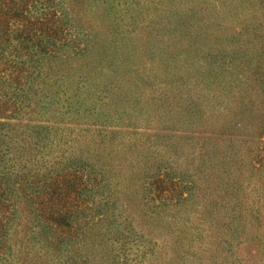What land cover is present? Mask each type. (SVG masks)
I'll list each match as a JSON object with an SVG mask.
<instances>
[{
    "label": "trees",
    "instance_id": "trees-1",
    "mask_svg": "<svg viewBox=\"0 0 264 264\" xmlns=\"http://www.w3.org/2000/svg\"><path fill=\"white\" fill-rule=\"evenodd\" d=\"M250 77L264 0H0V264H264Z\"/></svg>",
    "mask_w": 264,
    "mask_h": 264
},
{
    "label": "rangeland",
    "instance_id": "rangeland-1",
    "mask_svg": "<svg viewBox=\"0 0 264 264\" xmlns=\"http://www.w3.org/2000/svg\"><path fill=\"white\" fill-rule=\"evenodd\" d=\"M100 12H102L101 6L99 7V14H100ZM252 16L253 15L251 13H248L247 15H245V17H247V18H251ZM194 70H195V67L194 68L193 67L190 68V74L192 72H194ZM253 78L254 77H250V79L245 80V85H243V88L242 89L240 88L242 90V92H241L240 95L243 96V97H250V99L253 101L252 113H249V112L246 111L245 112V115L243 117V121H245V123H246L248 121V120L246 121V119L248 117H250V122H253L256 125V123H259L261 120L263 122V120H264V117H262L263 119H261V115H259L260 114V111L257 110L258 108H257V106H255V105H257L259 103L260 98L263 101V104H261V107L264 106V85H263L264 83H258L256 81H253ZM131 88L132 87H129L128 84H124V85H122V87H121L120 90L122 92H124V93H128L129 94V91L132 90ZM250 89H253V92L251 94L252 97L249 95V90ZM152 91H153L152 89L151 90L150 89H147V93L144 94V96L141 95V98L140 99H142L144 97L145 98H150L149 100L148 99H145V101H147V104L150 105L149 106V109L152 110V111H155V109L159 108L158 107L159 106L158 105L159 103L158 104L156 103L157 102V99L154 96L155 93L154 94L153 93L151 94ZM185 91H186V89L183 90V92H185ZM254 91L255 92H258L260 94L259 95V98H257V96H255L256 94H254ZM155 95L157 96V92H156ZM128 96H130V95H128ZM239 101H240V99H239ZM233 105L235 106L236 103L231 104V106H233ZM236 107H237V111L238 110L241 111L240 113H243L245 111L244 105L239 106V102L237 103V106ZM262 114H264V113H262ZM220 117L221 118H219V120L217 122H215L213 125L211 124L208 127L207 133L209 135H207V136H213V137H215L217 135H220L221 127H223V124H225V122L227 120L226 118L223 117V115H220ZM156 118L158 119V115L156 116ZM159 119H161V121L163 120L161 117ZM159 119H158V122H159V125L160 126H159L158 129H160V131L158 129L145 128V126L139 128V129H136V131L137 132H140V134H142L143 132H145V134H143L141 136V138L143 136H144V138H146L147 136H150L151 140H159V139H161V137L164 138L165 135L162 136L160 134L158 137L157 136H153V135H155V133H157V132L162 133L163 132L165 134V133L171 132L170 131V128L165 129V127H167L168 124H166L167 126L165 124H161L160 121H159ZM183 121H184L183 114L178 113V112H175L174 115H173V122L172 123L175 126L184 125L182 123H185V127H187L189 129L188 132L191 131L192 128L194 127V125L188 124L187 123V120H186V122H183ZM208 124H209V122H208ZM146 125H148V124L146 123ZM176 134H178V133H176ZM194 134H195V136L192 134V138L191 137L190 138L189 137H185L184 138L183 136H180V137H174L173 136V137H170V140H178V139H180L181 140L180 143H184V144L187 143V142L188 143H192V144L201 143V139H197L198 138V137H196L197 134L196 133H194ZM213 137H210L209 138L210 143H212V144H213V142H215V140L213 139ZM261 140H264V134L261 135V136L255 135L253 137V141L252 142H249V143L237 142V143H235V145H231L230 144V148L235 146V149H237V148H239V149L245 148V150H252V151H257L256 149H258L259 150L258 153H259V155H262L263 156V162H264V144L260 142ZM227 144L228 143L223 144L221 146L222 150L230 149V148L227 147ZM184 151L185 152H188L187 153V154H189L188 159L190 160L192 155L190 154L191 153V150L189 149V147H186ZM238 161H239L238 163L241 162L239 159H238ZM185 162H188V161H185ZM254 166H256V167H254ZM246 175L248 177H245L244 183L251 182V184L249 186V189L251 187H256L253 184H257L258 185L259 184V181H263L262 188L264 189V163H263V165H261L259 162L253 161L251 164H248V169H247ZM251 194H253V196H254L255 195V192H252Z\"/></svg>",
    "mask_w": 264,
    "mask_h": 264
}]
</instances>
